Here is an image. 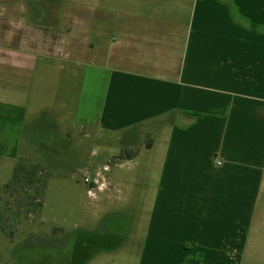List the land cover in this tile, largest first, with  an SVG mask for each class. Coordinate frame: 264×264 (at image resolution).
I'll return each instance as SVG.
<instances>
[{"label":"crops","instance_id":"0c3cea01","mask_svg":"<svg viewBox=\"0 0 264 264\" xmlns=\"http://www.w3.org/2000/svg\"><path fill=\"white\" fill-rule=\"evenodd\" d=\"M100 5L93 8L112 12L109 43L90 31L93 15L85 8L61 37L55 10H37L31 23L0 13V158L18 153L28 115L38 138L42 128L56 130L52 61L61 54L81 61L100 56L92 122L117 134L119 158L142 164L148 178L134 183L145 191L119 198L124 206L112 208V228L53 242L66 248L61 264H98L116 253L129 264H264V0ZM70 28L80 29V39ZM94 188L110 191L108 183L93 182L91 198ZM4 191L0 247L19 215L4 210ZM108 197L98 200L107 204ZM140 224L138 238L133 229ZM51 254L61 260V252Z\"/></svg>","mask_w":264,"mask_h":264},{"label":"rangeland","instance_id":"374dc122","mask_svg":"<svg viewBox=\"0 0 264 264\" xmlns=\"http://www.w3.org/2000/svg\"><path fill=\"white\" fill-rule=\"evenodd\" d=\"M100 4L112 5L113 0H0V13L5 9L6 13L8 12L6 20L20 19L31 23L33 19L38 18L37 10H55L57 22L53 28L58 37H61V34L66 35L65 30L70 27L72 19L81 18L82 9L85 8L89 10L87 16L93 15L90 31H98L102 42L109 43L113 34L107 23L112 22V12L93 8L101 6ZM103 13L110 17L105 19L106 22L102 17ZM101 18L104 26L94 28V25L101 24L98 21ZM42 20L47 19L43 17ZM70 30L75 34L77 29ZM77 31V38L80 39L81 31ZM86 35H89V32ZM103 47L102 45L99 50L100 54L104 53ZM103 64L100 56L95 61H81L61 54L56 61H52L51 85L52 89H56L54 103L59 118L56 130L42 128V139L38 138L35 131L38 126L34 116L28 115L25 138L18 153L8 158H0V195L5 184H9L17 172H26L27 175L22 178L25 182L17 183L15 188L11 184L4 191L7 196L6 200L3 199L4 210L10 213L18 212L19 215L16 230L11 226L9 228L13 234L10 241L0 247V262L61 264L63 258L66 260L68 256L66 248L59 250L53 247V242L64 239L62 236L66 238L80 234L85 229L112 228L116 222L112 216V208L115 204L118 208L124 206V202L120 203L119 198H128L131 191L136 195L145 191L143 186L134 184L147 182L144 166H136L135 160H121L119 156L123 141L118 139L117 134L100 132L92 122L96 115L102 83V72L99 69ZM33 85L31 93L34 90ZM47 89L44 85L43 93ZM32 97L31 95V100ZM103 165H106L105 170L102 169ZM28 178L33 179V185L28 184ZM101 181L108 183L110 191L101 194L94 188L91 190L96 198L88 196L86 191L91 188L92 183ZM118 182L124 183V186H118ZM106 195L109 200L107 204H103L98 198ZM103 208L111 210L104 214ZM141 227L140 224L133 229L135 237L140 238ZM53 251L61 252V260L51 259ZM117 254L120 253L99 259L98 264H129L128 260L123 258L119 261ZM122 254L125 255L124 252Z\"/></svg>","mask_w":264,"mask_h":264},{"label":"trees","instance_id":"16d2710c","mask_svg":"<svg viewBox=\"0 0 264 264\" xmlns=\"http://www.w3.org/2000/svg\"><path fill=\"white\" fill-rule=\"evenodd\" d=\"M32 173V172H31ZM26 174V172L24 173H21V172H17L14 176H13V179H12V181L9 183V184H7V185H5V189H8L10 186H11V184L14 186V188L17 186L16 184L17 183H22V182H25V180L24 179H22L23 177H26L27 175H25ZM28 174H30V173H28ZM26 179V178H25ZM27 182H28V184L29 185H33L34 184V181H33V179L32 178H28V180H26Z\"/></svg>","mask_w":264,"mask_h":264},{"label":"built area","instance_id":"2783aa9c","mask_svg":"<svg viewBox=\"0 0 264 264\" xmlns=\"http://www.w3.org/2000/svg\"><path fill=\"white\" fill-rule=\"evenodd\" d=\"M216 164H217V165H219V164H220V162H217Z\"/></svg>","mask_w":264,"mask_h":264}]
</instances>
